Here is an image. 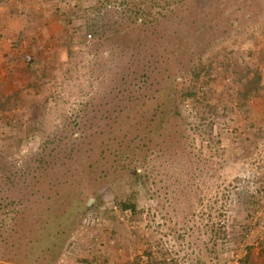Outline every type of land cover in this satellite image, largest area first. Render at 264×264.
<instances>
[{
	"label": "rangeland",
	"instance_id": "obj_1",
	"mask_svg": "<svg viewBox=\"0 0 264 264\" xmlns=\"http://www.w3.org/2000/svg\"><path fill=\"white\" fill-rule=\"evenodd\" d=\"M8 8L0 264L69 205L57 264H264V0Z\"/></svg>",
	"mask_w": 264,
	"mask_h": 264
},
{
	"label": "trees",
	"instance_id": "obj_2",
	"mask_svg": "<svg viewBox=\"0 0 264 264\" xmlns=\"http://www.w3.org/2000/svg\"><path fill=\"white\" fill-rule=\"evenodd\" d=\"M257 77L259 78V80L261 79V76L259 74H257ZM191 95H193L192 91ZM161 106H163L164 108L163 109L161 107L163 113H165L167 108L168 110H173L172 108H169L167 104L164 105V103H162ZM129 147L130 142L127 145V148ZM129 152L130 151H128L126 148L121 151V153L124 154H128ZM19 201L21 202L22 200L19 199ZM69 206L71 208L68 210V213L66 212L67 210L63 211L60 214L52 210L49 212V207L47 208L48 212H42L39 215L40 218L38 220V223L41 226L40 230L42 232L40 231L37 234V240L34 241L32 238H30V243L26 246L27 249H29V252L24 255V259L21 261H24L25 264H57L62 253V248L64 247L67 237L70 235V232L67 231L65 227L67 224L71 226L76 223L75 215L77 214V211H74V209H72V205ZM126 206L127 205H125V207ZM129 206L131 207V205ZM261 224L263 225V220ZM148 264H160V262L155 259L153 261L149 260Z\"/></svg>",
	"mask_w": 264,
	"mask_h": 264
},
{
	"label": "crops",
	"instance_id": "obj_3",
	"mask_svg": "<svg viewBox=\"0 0 264 264\" xmlns=\"http://www.w3.org/2000/svg\"><path fill=\"white\" fill-rule=\"evenodd\" d=\"M26 7H28V5L26 6ZM7 10V12H5V14H7V15H9L8 17H7V19L9 20V18H12V13H11V10L12 9H6ZM5 10V11H6ZM9 10V11H8ZM23 12V11H22ZM4 15V14H3ZM2 15V16H3ZM7 21V20H6ZM3 22V21H0V28H3V27H5V26H7V27H10V26H12V23H14V21H11V20H9V21H7V22ZM5 29V28H4ZM6 30V29H5ZM8 35L9 36H11V34L8 32ZM12 37V36H11ZM263 228V231H264V227H262ZM257 243L258 244H260L261 245V248H262V250L264 251V234H261L260 236H259V238H258V241H257ZM261 261H263L264 262V254H263V256H261Z\"/></svg>",
	"mask_w": 264,
	"mask_h": 264
},
{
	"label": "built area",
	"instance_id": "obj_4",
	"mask_svg": "<svg viewBox=\"0 0 264 264\" xmlns=\"http://www.w3.org/2000/svg\"><path fill=\"white\" fill-rule=\"evenodd\" d=\"M89 36H91V34H90ZM26 58H27V60H29V61H31V60H32V57H31V55H26Z\"/></svg>",
	"mask_w": 264,
	"mask_h": 264
}]
</instances>
